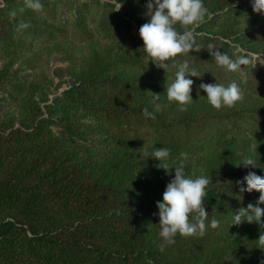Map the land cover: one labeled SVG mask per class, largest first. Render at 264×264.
<instances>
[{"label": "trees", "instance_id": "16d2710c", "mask_svg": "<svg viewBox=\"0 0 264 264\" xmlns=\"http://www.w3.org/2000/svg\"><path fill=\"white\" fill-rule=\"evenodd\" d=\"M41 2L38 13L25 0H0V264H264V216L231 225L260 196L237 182L250 171L264 177V12L254 0H203L210 15L193 29L200 51L170 62L187 61L200 76L187 77L193 102L184 112L165 93L177 68H157L142 49L148 0ZM72 38L96 46L54 69L53 91L41 64ZM215 50L260 59L230 72ZM233 81L244 99L231 108L214 109L199 89ZM153 94L162 105L155 120L142 113L154 110ZM161 147L170 166L188 154L186 176H211L206 223L220 221L203 237L177 235L163 252L156 202L175 169L149 157ZM249 156L256 168L241 164Z\"/></svg>", "mask_w": 264, "mask_h": 264}, {"label": "clouds", "instance_id": "9594fccd", "mask_svg": "<svg viewBox=\"0 0 264 264\" xmlns=\"http://www.w3.org/2000/svg\"><path fill=\"white\" fill-rule=\"evenodd\" d=\"M26 6L35 12H42L44 5L41 0H25ZM253 11L257 13L264 12V0H254ZM149 16V22L139 28V36L143 41V51L157 68L164 69L165 72L170 67L177 68L174 73V79L171 83H166V99L168 103H176L179 111H187V106L193 102L191 92L194 81L187 77H200L194 68H190L187 61L179 64L174 62L178 56L188 55L191 51L199 52L201 47L195 43L193 29L205 22L210 15L205 7L203 0H148L146 5ZM122 4L118 3L115 11H119ZM22 12L23 9H20ZM15 17L16 12L10 13ZM177 25L184 29L178 31ZM29 25L21 22L19 28H27ZM215 62L230 72H239L244 66L252 64L260 59L242 55L232 59L226 53L215 50L212 53ZM264 63V61H261ZM199 89L205 92L208 104L216 110L224 107H234L238 102L243 101L244 92L240 86L233 81L227 86L223 84L201 83ZM154 110L149 111L147 107L142 110L145 117L156 119V112L162 110L160 103H155L160 99V94H153ZM252 151H257L253 147ZM159 161L158 168L171 174L170 170L175 169L174 178L167 184L162 201H157L156 206L159 209V237L162 243L159 250L164 251L165 246L175 243V238L179 235L182 238L193 236L203 237L209 227L216 229L220 226V221L213 217L210 223L208 221V212L204 207L205 198L208 195V186L212 183L211 176L200 175L191 178L185 175V164L188 154L180 153L179 163L170 166V150L167 148H155L148 154ZM244 167L256 168V161L252 157H245L241 163ZM238 184L246 183V188L241 187L240 191L260 193L257 206L248 204L247 208H241L233 214L231 225H240L243 221L248 223L261 222L264 216V209L259 204H264V177L256 175L255 172H248L243 181ZM258 246L264 249V234L258 239Z\"/></svg>", "mask_w": 264, "mask_h": 264}, {"label": "rangeland", "instance_id": "374dc122", "mask_svg": "<svg viewBox=\"0 0 264 264\" xmlns=\"http://www.w3.org/2000/svg\"><path fill=\"white\" fill-rule=\"evenodd\" d=\"M96 46L94 41H82L81 39H67L62 40V45L53 48L50 52L47 51L44 57V62L41 64L40 71L48 75L51 79H54L53 91L57 90L60 78L54 73V69L58 66L67 67L70 63H81ZM65 81L60 90L64 89L69 83L70 76L63 78ZM53 92L50 97L53 96Z\"/></svg>", "mask_w": 264, "mask_h": 264}]
</instances>
